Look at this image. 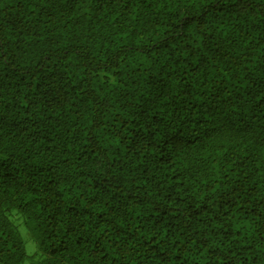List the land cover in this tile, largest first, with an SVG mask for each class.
Segmentation results:
<instances>
[{"label":"trees","instance_id":"trees-1","mask_svg":"<svg viewBox=\"0 0 264 264\" xmlns=\"http://www.w3.org/2000/svg\"><path fill=\"white\" fill-rule=\"evenodd\" d=\"M0 264H264V0H0Z\"/></svg>","mask_w":264,"mask_h":264},{"label":"rangeland","instance_id":"rangeland-1","mask_svg":"<svg viewBox=\"0 0 264 264\" xmlns=\"http://www.w3.org/2000/svg\"><path fill=\"white\" fill-rule=\"evenodd\" d=\"M23 227V226H22ZM25 227H23V229H24ZM26 229V228H25ZM21 230H22V228H21ZM27 231V230H26ZM28 232V231H27ZM28 234H29V232H28ZM28 234H25V235H23L24 236V238H25V243H26V247H27V250H28V252H32L33 251V249L35 250V243L33 242V240H32V238H31V236H30V234L28 235Z\"/></svg>","mask_w":264,"mask_h":264}]
</instances>
